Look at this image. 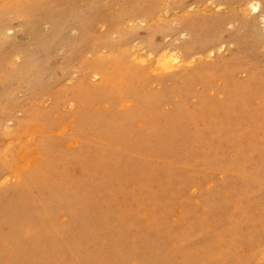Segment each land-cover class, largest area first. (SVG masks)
I'll list each match as a JSON object with an SVG mask.
<instances>
[{"label":"rangeland","instance_id":"374dc122","mask_svg":"<svg viewBox=\"0 0 264 264\" xmlns=\"http://www.w3.org/2000/svg\"><path fill=\"white\" fill-rule=\"evenodd\" d=\"M244 1L0 0V264H264Z\"/></svg>","mask_w":264,"mask_h":264},{"label":"bare ground","instance_id":"6f19581e","mask_svg":"<svg viewBox=\"0 0 264 264\" xmlns=\"http://www.w3.org/2000/svg\"><path fill=\"white\" fill-rule=\"evenodd\" d=\"M244 5L246 6V7H248V9H250V13H251V11L254 13H259L258 15L260 16V18L261 19H264V9H263V4H262V2L261 1H258V0H245L244 1ZM189 11V10H188ZM185 13H186V11H185ZM188 13H190V12H188ZM187 13V14H188ZM139 17H141V16H139ZM257 18V17H256ZM186 19H187V25H190L194 20H195V17H186ZM142 22V21H141ZM263 22V21H262ZM143 23V22H142ZM186 25V26H187ZM2 27H3V22L1 23V25H0V29H2ZM26 29V28H25ZM29 29V28H28ZM31 30V29H30ZM34 30V29H33ZM2 32V31H1ZM190 38L188 39V40H186L182 45H181V48L184 50V51H186V52H189V51H192L193 50V48L195 47V46H197L196 44L198 43V39L196 38V36L194 35V33L192 34V33H190V36H189ZM38 40H39V38H38ZM37 40V41H38ZM168 41V40H167ZM82 43V42H81ZM151 43V42H150ZM167 43V42H166ZM207 43L208 42H206V44H203V45H201L202 47H206L207 46ZM162 45V44H161ZM208 45H209V43H208ZM175 48V47H174ZM78 49V48H77ZM165 49V48H164ZM158 50V49H157ZM168 50V49H167ZM167 50H165V51H167ZM174 50H176V48L174 49ZM207 50V49H206ZM164 51V52H165ZM170 51V50H169ZM173 51V50H172ZM180 51V50H179ZM138 52V51H137ZM148 52V51H147ZM160 52V51H159ZM168 52V51H167ZM174 52V51H173ZM176 52V51H175ZM169 53V52H168ZM153 54V53H152ZM164 54H166V52L164 53ZM171 53H169L168 55H170ZM176 54V53H175ZM162 55V54H161ZM172 55V54H171ZM181 55V54H180ZM144 56V55H143ZM151 56V55H150ZM160 56V55H159ZM165 56H167V55H165ZM205 56V55H204ZM172 57V56H171ZM181 57V56H180ZM201 57V56H200ZM203 57V56H202ZM135 58V57H134ZM191 58V57H190ZM173 59V58H172ZM122 60V59H121ZM187 60V59H186ZM189 60V59H188ZM187 60V61H188ZM10 61V60H9ZM8 61V63H10ZM129 61V60H128ZM128 61H126V63H128ZM158 61V64L159 63H161V66L163 65V66H165V67H169V61L166 59V58H164L163 56L161 57L160 56V58H156V62ZM181 61V60H180ZM183 61V60H182ZM130 62V61H129ZM140 62H142V61H140ZM144 62V61H143ZM12 63V62H11ZM120 63V62H119ZM175 63V62H174ZM178 63V62H177ZM108 65V64H107ZM112 65V64H111ZM122 65V64H121ZM174 65V64H173ZM118 66V65H117ZM178 66V65H177ZM112 68V67H111ZM114 68H115V66H114ZM156 68V67H155ZM121 69H122V67H121ZM149 69V68H148ZM140 70H142V68L140 69ZM161 70V69H160ZM159 70V71H160ZM165 70V69H164ZM35 71V70H34ZM117 71V70H116ZM97 73V72H96ZM116 73V72H115ZM118 73V72H117ZM98 74V73H97ZM112 74V73H111ZM113 74H114V72H113ZM127 74V73H126ZM25 76V75H24ZM106 76H107V74H106ZM103 77V76H102ZM108 77V76H107ZM114 77V76H113ZM120 77V76H119ZM118 77V78H119ZM148 77V76H147ZM167 77V76H166ZM25 78V77H24ZM106 78V77H105ZM112 78V77H111ZM107 79V78H106ZM109 79V78H108ZM135 80V79H134ZM136 81V80H135ZM105 82V81H104ZM133 82V81H132ZM117 83V82H116ZM150 83V82H149ZM113 84H115V83H113ZM147 85H148V83H147ZM146 85V86H147ZM108 87V86H107ZM90 91V90H89ZM95 91V90H94ZM93 91V92H94ZM93 92H92V94H93ZM158 93V92H157ZM80 94V93H79ZM77 95V94H76ZM89 95H91V94H89ZM101 95V94H100ZM79 98V97H78ZM161 98V97H160ZM152 99V98H151ZM84 100V99H83ZM128 104V103H127ZM159 104V103H158ZM155 105V104H154ZM5 124H6V121H5ZM69 125V124H68ZM154 127V126H153ZM15 132V131H14ZM2 134V133H1ZM29 139V138H28ZM17 151V150H16ZM28 153L29 152H27V155H28ZM25 154V153H24ZM30 154V153H29ZM26 155V154H25ZM32 155V154H31ZM24 155L22 154V157H23ZM25 157V156H24ZM23 157V158H24ZM5 158V157H4ZM6 159V158H5ZM28 160H31V159H28ZM28 160H26V161H28ZM9 162V161H8ZM22 163V162H21ZM7 164V163H6ZM1 169V168H0ZM5 170V169H4ZM15 171V170H14ZM16 172V171H15ZM32 177V176H31ZM22 178V177H21ZM5 179V178H4ZM14 179V178H13ZM27 180H29V178L27 179ZM31 183V182H30ZM31 185V184H30ZM21 188V187H20ZM2 193V192H1ZM1 195V194H0ZM18 196V195H17ZM15 197V198H17L18 199V197ZM19 200V199H18ZM17 200V201H18ZM24 200V199H23ZM22 200V201H23ZM25 201V200H24ZM1 204V203H0ZM13 205V204H12ZM23 205V204H22ZM159 240H161V239H159ZM151 245V244H150ZM149 246V245H148ZM141 250V249H140ZM141 253V252H140ZM137 262V261H136ZM138 264V263H137Z\"/></svg>","mask_w":264,"mask_h":264}]
</instances>
